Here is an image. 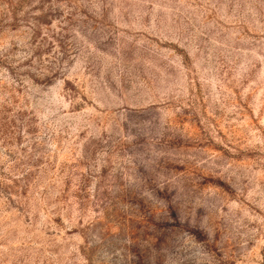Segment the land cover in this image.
Listing matches in <instances>:
<instances>
[{
    "label": "rangeland",
    "instance_id": "374dc122",
    "mask_svg": "<svg viewBox=\"0 0 264 264\" xmlns=\"http://www.w3.org/2000/svg\"><path fill=\"white\" fill-rule=\"evenodd\" d=\"M0 264H264V0H0Z\"/></svg>",
    "mask_w": 264,
    "mask_h": 264
}]
</instances>
